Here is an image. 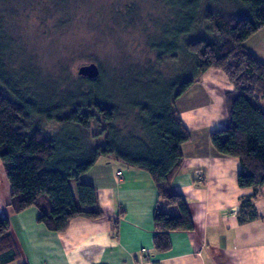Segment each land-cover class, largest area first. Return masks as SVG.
<instances>
[{
    "label": "trees",
    "instance_id": "trees-1",
    "mask_svg": "<svg viewBox=\"0 0 264 264\" xmlns=\"http://www.w3.org/2000/svg\"><path fill=\"white\" fill-rule=\"evenodd\" d=\"M227 1L238 5L230 14L215 11L218 0L181 4L187 25L195 29L199 22H206L216 36L184 43L192 57L193 79L166 80L161 75L160 83L148 86L145 95H126L120 102V97L107 93L100 70L94 78L81 77L74 90L59 91L56 86L51 100L45 102L48 99L22 88L5 73V57L0 54V164L9 186L10 209L17 213L37 207L38 221L55 232L65 230L75 217H102V211L91 208L97 204L95 187L81 177L98 159L113 158L144 170L153 180L157 201L166 204V209L159 201L155 206L153 246L159 252L169 251L170 232L194 229L184 197L171 187L183 159L181 146L190 138L176 104L196 79L213 69L227 77L231 89L224 101L228 124L210 133L211 145L218 153L238 159L237 185L252 190L241 201V210L253 217L254 201L264 195V109L260 106L264 64L243 43L264 25V0ZM3 39L0 47L7 51ZM174 48L162 51L158 62L163 55L176 58ZM122 105L133 112L139 134L124 135V129L115 124ZM52 121L59 126L50 132L44 124ZM18 255L9 218L0 214V262L9 263Z\"/></svg>",
    "mask_w": 264,
    "mask_h": 264
},
{
    "label": "crops",
    "instance_id": "crops-1",
    "mask_svg": "<svg viewBox=\"0 0 264 264\" xmlns=\"http://www.w3.org/2000/svg\"><path fill=\"white\" fill-rule=\"evenodd\" d=\"M243 46L264 64V25ZM224 76L206 71L179 97L187 103L176 106L190 138L181 146L171 187L188 205L192 232H170L169 251L155 250L152 216L158 201L163 209L166 204L157 201L147 172L107 157L81 177L95 187L97 204L91 208L103 216L75 217L65 230L50 231L38 221L37 207L10 209L0 165V214L9 218L19 254L5 264H264V195L255 199L253 217L242 211L241 201L252 190L237 185L240 163L215 151L210 141V133L228 121L224 93L231 86Z\"/></svg>",
    "mask_w": 264,
    "mask_h": 264
},
{
    "label": "rangeland",
    "instance_id": "rangeland-1",
    "mask_svg": "<svg viewBox=\"0 0 264 264\" xmlns=\"http://www.w3.org/2000/svg\"><path fill=\"white\" fill-rule=\"evenodd\" d=\"M184 3L185 0H0L4 31L0 44H5V38L8 47L7 51L0 47L5 73L22 88L44 101L48 99L45 102L51 100L57 88L65 91L79 86L83 76L78 74V67L91 62L105 77L107 93L120 97L119 102L126 95H145L148 86L160 83L161 75L166 80L179 76L182 81L193 79L192 57L184 43L216 36L206 22H199L195 29L187 25L185 9H181ZM215 6V11L224 14L238 7L227 0H218ZM173 46L177 57L168 59L163 55L159 63V54ZM227 82L230 84L228 79ZM186 103L180 98L176 106ZM260 106L264 109V99ZM121 108L115 120L117 127L124 129V135L132 131L134 136L139 134L131 109L123 105ZM44 125L50 132L59 126L56 121ZM4 181L7 183L5 175Z\"/></svg>",
    "mask_w": 264,
    "mask_h": 264
},
{
    "label": "water",
    "instance_id": "water-1",
    "mask_svg": "<svg viewBox=\"0 0 264 264\" xmlns=\"http://www.w3.org/2000/svg\"><path fill=\"white\" fill-rule=\"evenodd\" d=\"M77 72L80 76L94 78L98 75L99 68L95 63L91 62V63L79 66Z\"/></svg>",
    "mask_w": 264,
    "mask_h": 264
}]
</instances>
